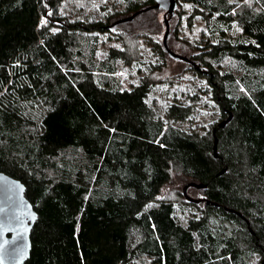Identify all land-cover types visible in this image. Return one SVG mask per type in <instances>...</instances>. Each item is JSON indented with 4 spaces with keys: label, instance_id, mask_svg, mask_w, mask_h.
<instances>
[{
    "label": "trees",
    "instance_id": "trees-1",
    "mask_svg": "<svg viewBox=\"0 0 264 264\" xmlns=\"http://www.w3.org/2000/svg\"><path fill=\"white\" fill-rule=\"evenodd\" d=\"M75 1L0 0V172L25 184L39 217L24 264H253L264 257V0H182L195 6L193 15L236 22L249 40L178 53L205 72L173 58L207 79L221 120L233 114L224 128L217 122L202 134L173 126L191 105L155 114L150 78L123 89L114 75L119 51L98 61L99 37L87 35L118 32L157 11L165 26L164 16L179 17V0L173 13L152 7L155 0H133L89 21L62 15ZM149 42L172 58L154 35ZM173 178L192 211L184 222L160 197ZM188 182L205 187L186 195L209 203L186 200Z\"/></svg>",
    "mask_w": 264,
    "mask_h": 264
},
{
    "label": "rangeland",
    "instance_id": "rangeland-1",
    "mask_svg": "<svg viewBox=\"0 0 264 264\" xmlns=\"http://www.w3.org/2000/svg\"><path fill=\"white\" fill-rule=\"evenodd\" d=\"M130 1L133 0H76L73 5L71 3L65 5L61 11L62 15H70L77 20L103 19L111 12L125 11ZM135 1L143 3L147 0ZM243 1L247 2V0ZM177 5L180 15L171 17L167 37V45L173 51L189 55L198 53L205 44H215L222 39L234 43L249 41L236 22L226 24L216 17L217 14L211 15L206 20L199 14L193 15L195 6L190 3L179 0ZM72 8L77 12H72ZM162 16V12H152L148 16H139L131 23L122 25L118 32L93 31L87 35L99 37L96 50L98 61L106 59L111 48L119 51L122 57L116 60L117 72L114 75L121 80L123 89H131L144 79L150 78L153 86L147 100L154 107L155 114L162 115L172 103L191 105L193 111L189 117L184 122L173 121V126L202 134L211 129L212 124L221 121L218 105L212 98L213 94L206 78L185 70V65L173 58L162 59L159 53L151 48L149 39L153 35L160 41L163 39L165 26L161 21ZM176 24L178 26L175 38L171 33ZM162 61L164 63L161 65ZM225 63H228V60ZM243 120L244 114L240 116L238 123ZM219 134L221 138H225L224 132ZM175 180L176 178H173V181L167 183L160 197L174 202V210L177 211L181 222H184L188 220L192 211L180 203L181 199L176 193L181 190L183 184H178ZM190 195L198 196V193L191 192ZM261 258L264 257H254L251 262L258 264Z\"/></svg>",
    "mask_w": 264,
    "mask_h": 264
},
{
    "label": "water",
    "instance_id": "water-1",
    "mask_svg": "<svg viewBox=\"0 0 264 264\" xmlns=\"http://www.w3.org/2000/svg\"><path fill=\"white\" fill-rule=\"evenodd\" d=\"M176 3L177 0H155V3H153L152 7L163 8L166 11L173 13ZM135 16L136 14L130 18L123 19V21L132 19ZM163 21L165 23V31L163 32L164 35L162 39V45L166 49L167 54H169L174 59L190 62L195 66L196 69H198V71H201L200 67L194 62L189 61L186 56L178 54L167 47L166 44L167 37L169 35V21H167V19L165 20V16ZM115 24H113V26ZM227 113V117L218 122L217 127L224 128L225 125L232 120L233 114L231 112ZM212 133L214 135L212 154L216 157L218 142L216 128L212 130ZM224 171L225 169H222L219 174L223 173ZM191 186L199 189L205 187L204 184L199 185L194 182H188L185 184L183 186L182 194L186 200L195 203H199L204 200L206 203H209V201L206 199H197L186 195L188 188ZM234 213L242 218L240 213L235 211ZM33 216L35 217L34 220L32 219ZM38 218L37 210L34 208L33 204L30 203L26 196L25 184L19 179L10 176L8 177L7 174L0 172V264H24L29 259L32 249L30 240L32 235L31 230L33 226H35ZM242 220L247 222L244 218ZM13 248L17 249V253L15 255H10L9 253H11ZM261 262L264 264V258H262Z\"/></svg>",
    "mask_w": 264,
    "mask_h": 264
},
{
    "label": "snow or ice",
    "instance_id": "snow-or-ice-1",
    "mask_svg": "<svg viewBox=\"0 0 264 264\" xmlns=\"http://www.w3.org/2000/svg\"><path fill=\"white\" fill-rule=\"evenodd\" d=\"M45 23H46V21H45ZM32 219L34 220L35 217L33 216ZM16 253H17V249L13 248L12 251H11V253H9V254L10 255H15Z\"/></svg>",
    "mask_w": 264,
    "mask_h": 264
}]
</instances>
